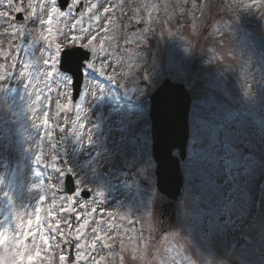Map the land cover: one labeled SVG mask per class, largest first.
<instances>
[{"label":"rangeland","instance_id":"374dc122","mask_svg":"<svg viewBox=\"0 0 264 264\" xmlns=\"http://www.w3.org/2000/svg\"><path fill=\"white\" fill-rule=\"evenodd\" d=\"M131 1L133 9L143 10V27L148 35L136 45L133 33L137 29L124 17L115 25L116 29L123 25L119 32L110 30L103 35L93 32L100 39L115 37L106 42L114 55H109L106 60L91 57L88 61L92 70L86 71L87 80L80 97L74 101L83 104L86 129L79 136L71 130L54 134L52 154L56 156L55 162L42 147L43 129L32 106L31 85L46 78L43 63L46 45L36 40L32 32L25 31L22 35L29 37L31 44L38 45L41 51L37 52L31 67L28 64L31 71L27 70L26 76L21 75L22 70L16 75L11 71L13 68L9 71L20 83V96L25 101L24 120L16 125L13 141L8 139L5 127L12 118L8 112L14 111L10 109L12 100L0 80V152L6 154L0 158V264H21V257L32 255L40 247L39 237L27 242L29 234L22 230L21 220H35L32 215L35 206L42 196L53 195L51 187L57 181L58 171L64 174L57 185L62 190L66 174L72 177L75 186L78 187L76 181H79L82 188L92 189L87 198L79 197L80 203H86L83 211L97 208L90 219L106 222L108 211L115 214L113 220L120 228L111 235L117 238L108 241L111 249L102 244L96 249L97 259L105 257L103 264H121V255L125 257L124 264H144L133 261L127 251L121 253V239L128 247L137 241L142 246L151 239L152 247L158 248L159 252L154 261L146 257L147 264H161V260L162 264H264V186L262 191L257 190V182L264 174V0H204L201 11L198 9L201 0ZM99 2L107 5L112 0ZM115 2L125 4L123 9H117L118 12L133 10L126 6V0ZM153 5L158 11H153ZM88 6L89 0L85 8ZM100 11L102 13V9ZM181 12L186 13L187 19L181 16L177 24L173 15L178 16ZM194 16L199 18L198 24L193 20ZM72 22L71 19L62 20L58 26L67 30L64 25L70 27ZM83 23L88 25L87 16ZM73 34L82 35L79 31L69 32V35ZM125 35L133 41L131 45L125 43ZM4 39L6 46L7 37ZM59 42L64 48L71 46L66 39ZM95 46L100 47L99 40ZM155 48L154 70L148 61ZM109 62L111 67H108ZM194 62L196 67L191 66ZM102 66L104 71L100 70ZM129 66H132L130 71ZM120 69L127 75H119ZM167 76L189 82L193 97L188 155L182 165L185 189L175 201L160 194L155 187L154 165L148 157L147 127L141 125L144 111L140 101H135L137 107L128 102L131 111L124 110L120 115L118 108L124 103H119L117 98L114 103L107 99L108 95L103 97V86L97 81L103 77L116 81L118 86L125 85L123 98L135 100L141 95L145 97L146 88ZM6 79L5 76L4 84ZM140 82L145 85L137 86ZM89 84L90 90L97 94L82 101ZM67 94L72 97V88ZM52 96L57 98L55 92ZM59 99L62 103L67 102L64 96ZM50 111H55L54 105ZM70 118H74V110ZM123 118L124 123L119 125ZM42 151L45 158L37 161ZM109 164L113 169L105 176L102 173L108 174ZM65 194L56 191L57 205L67 203L61 200ZM130 197H133L132 201ZM50 207L51 200H46L40 213L45 221ZM77 209L81 210L78 205ZM256 209L255 222L247 229L235 252L228 253L231 236ZM57 218L62 222L71 219L76 225L74 215H58ZM92 227L108 235L103 225L92 223ZM62 230L67 231L66 228ZM86 232L85 239L90 242L93 233L91 229ZM54 243L63 245L58 238ZM169 246L166 257L165 249ZM69 250L68 264H74V242L72 246H63L65 254ZM59 253L57 248L49 253L54 257L53 264H60Z\"/></svg>","mask_w":264,"mask_h":264},{"label":"snow or ice","instance_id":"6c2138e0","mask_svg":"<svg viewBox=\"0 0 264 264\" xmlns=\"http://www.w3.org/2000/svg\"><path fill=\"white\" fill-rule=\"evenodd\" d=\"M124 6L125 4L123 2H115V0H112L107 5L100 3L99 0L95 3L89 0V6L87 8H85V0H0V8L6 9L0 10V29H3L0 31V70L6 72L15 67L17 57L14 46L17 39L25 31L34 33L35 39L44 42L46 45V51L44 52L45 58L43 59V63L46 65V78L42 82L31 85L34 97L32 99V106L38 124L43 129V141L48 142L43 143L42 141V147L48 150L47 153L51 155L54 162L56 161V156L52 154V149L55 147L54 134L71 130L79 136L86 129L82 115L84 112L83 104L74 102V99L67 94L68 89L76 86V79L74 75H69L67 71L61 70V54L66 49L59 41L66 39L71 45L87 50L80 64V67L84 70L80 72L81 77H83L86 71L92 70V67L88 63H85L90 60V57H95L98 60H106L109 55H114V52L106 47V42L115 37L104 36L103 39H100L98 35H93V32L100 33L101 35L110 30L119 32L123 28V25H121V29H116L115 25L120 23L121 17H124L125 19H129L133 27L137 29L133 33L136 45L140 44L148 35L145 27H143L144 18L141 15L143 10L133 9L127 14L122 11H117V9H123ZM101 9L102 13L100 11ZM152 9L153 11H158L156 5H153ZM172 11L173 13L175 12V6ZM45 16L46 18H44ZM86 16L89 19L87 26L83 23ZM148 16L151 19V12H149ZM181 16L187 19L185 12H181L178 16L173 15L177 24ZM136 17L140 18L136 19ZM69 19L73 21L70 27L65 24L64 28L67 30H62L58 26L59 22ZM193 20L197 24L199 23V18L194 16ZM76 31H79L82 35H69V32L74 33ZM5 37H7L6 46ZM123 39L128 45H131L133 42L128 39L127 35ZM97 40H99V48L95 46ZM116 59L119 61V57H116ZM111 66V62H109L108 67ZM131 67L129 66V71ZM100 70L104 71L103 66ZM21 75H27V65L24 66V71L21 72ZM125 75H127V72ZM3 78L0 75V80ZM110 79H114V76H110ZM90 89L91 85L89 84L84 90V97L81 98L82 101L89 95L94 96L97 94ZM53 92L57 94L56 99H53ZM61 96L66 97V103L61 102L59 99ZM53 105L55 106L54 112L50 111ZM73 110L74 118H70ZM61 117L63 118L62 120ZM88 138L90 139V133L88 134ZM44 158V152L42 151L38 154L37 160L42 161ZM53 167H55V163ZM69 172H71V169H69ZM56 177L57 181L56 183H52L53 186L51 187L53 195L51 197L46 195L42 196L35 206L34 212L32 213L35 216V220L31 218L27 219L26 222L23 219L21 220L22 230L29 234L27 235V239L32 240L34 237H39L40 240V247L32 255L21 257V264H25V261L26 264H53L54 257L49 254L53 248L60 249L58 256L60 264H68L71 252L69 250V253L65 254L63 246H72L73 242L76 249L74 264H88V262L90 264H103L105 257L99 256L97 259L96 249L98 244H102L104 248L111 249L108 241L117 238L111 235L112 232H116L120 228V225L111 219L115 214L112 211H108L107 216L109 220L106 222L90 219L97 212V208H92L90 212H85L83 209L86 207V203L82 204L79 200V197L85 194L86 187L84 186L82 188L80 182L76 181L78 187L65 192L57 187L59 180L64 178L63 172L58 171ZM57 190L66 193L61 196V200L66 201V204H56L55 193ZM46 200H51L52 207L47 209V220L45 221L41 218L40 213ZM77 205L81 209L80 211H78ZM103 214L101 212V216ZM58 215L65 217L74 215L76 225H73L71 219H66L62 222L57 218ZM53 221L55 222L53 223ZM92 223L103 225L108 235L101 234L99 228L92 227ZM131 223H135V221H131ZM63 228H66L67 231H63ZM87 229H91L93 233L90 242L85 239ZM57 238L63 241V245L54 243V240ZM157 239H160V237L157 236ZM152 243V240L149 239L142 246H139V242L137 241V244L128 247L121 239L119 247L121 253L129 252L133 261L139 260L147 264V260L154 261L159 252L158 248L152 247ZM146 257L147 260L145 259ZM124 259L125 257L121 255V264H124Z\"/></svg>","mask_w":264,"mask_h":264},{"label":"water","instance_id":"95a60500","mask_svg":"<svg viewBox=\"0 0 264 264\" xmlns=\"http://www.w3.org/2000/svg\"><path fill=\"white\" fill-rule=\"evenodd\" d=\"M181 112H182V121H184L185 120L184 117L186 116V111H185L184 107H182ZM152 116H153L152 120H153V128H154L153 130L155 132V139H156L158 144H161L162 143L161 135L163 136V134H165L166 127L170 126L169 123H171V116L165 117L163 115L161 117V115H159V114H158V117H156L155 114H153ZM181 129H183V131H186V125H184V127H182ZM182 136H184V138L186 137V135L184 133L182 135H178V134L176 135V137L179 138V145L178 146L184 145L185 139H182ZM161 167L163 168V164ZM168 179H171L173 181L172 176L166 174L165 171L159 175V177H158L159 188L162 191H165V192L169 191L170 187L168 186V183L165 182ZM176 180L177 179L175 178V181ZM176 182H174L173 187H172V189L175 191L177 189Z\"/></svg>","mask_w":264,"mask_h":264}]
</instances>
